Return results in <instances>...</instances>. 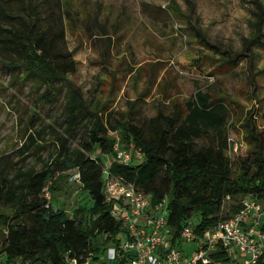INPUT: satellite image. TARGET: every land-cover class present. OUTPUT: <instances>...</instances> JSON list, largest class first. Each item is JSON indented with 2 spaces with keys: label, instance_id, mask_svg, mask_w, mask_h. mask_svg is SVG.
<instances>
[{
  "label": "trees",
  "instance_id": "trees-1",
  "mask_svg": "<svg viewBox=\"0 0 264 264\" xmlns=\"http://www.w3.org/2000/svg\"><path fill=\"white\" fill-rule=\"evenodd\" d=\"M45 2L21 0L15 8L0 2V60L12 76L31 80L34 89L43 86L37 98L48 104L60 93L57 82L67 86L66 126L54 140L55 153L38 169L0 156V264H105L99 256L108 243L119 244L116 236L123 228L114 217V201L103 193V169L149 195L152 204L167 197L173 238L193 217L194 232L202 234L230 217L246 195L264 201V137L250 129L247 152L228 153L229 110L222 98L197 89L187 99L171 100L168 112L158 110L150 116L138 114L135 100L120 115L105 106L88 109L78 88L68 81L75 61L64 42V19L59 16L51 22L44 14ZM65 2L56 0V5ZM259 8L254 12L251 42L258 39L264 22V8ZM201 39L212 47L203 35ZM83 121L87 123L83 139L72 145L68 137L73 140L75 127ZM115 132L123 145L132 144L139 151L140 162L115 160ZM35 146L37 138L29 133L21 155ZM69 170L78 171L81 188L91 200L86 208L75 207L71 215L53 207L46 197L55 178ZM225 200L231 207L223 215ZM210 257L207 264L235 260L221 249ZM123 261L122 257L120 264Z\"/></svg>",
  "mask_w": 264,
  "mask_h": 264
},
{
  "label": "rangeland",
  "instance_id": "rangeland-1",
  "mask_svg": "<svg viewBox=\"0 0 264 264\" xmlns=\"http://www.w3.org/2000/svg\"><path fill=\"white\" fill-rule=\"evenodd\" d=\"M20 1L0 0L10 8ZM45 1L44 14L51 22L64 19V42L75 61L68 81L88 109L105 106L120 115L135 100L138 114L150 116L168 112L171 100L187 99L200 89L228 106V153L247 152L250 129L264 137V22L258 39L250 40L254 12L264 8V0H66L62 7L56 0ZM31 83L12 76L0 60V156L38 169L64 133L67 86L57 82L60 93L48 104L37 98L43 86L34 89ZM86 126L83 121L75 127L73 140L68 137L72 145L83 139ZM29 133L37 146L21 155ZM128 147V163L140 162L142 155L132 144ZM109 159H104L106 167ZM72 173L56 177L47 190L53 207L69 215L91 203L80 183L70 179ZM257 200L264 212V201ZM230 207L225 200L221 213Z\"/></svg>",
  "mask_w": 264,
  "mask_h": 264
},
{
  "label": "built area",
  "instance_id": "built-area-1",
  "mask_svg": "<svg viewBox=\"0 0 264 264\" xmlns=\"http://www.w3.org/2000/svg\"><path fill=\"white\" fill-rule=\"evenodd\" d=\"M113 151L118 162L128 164L132 160L131 148L120 142L118 132L114 133ZM70 179L79 182L78 171L73 170ZM102 180L103 193L114 201L113 214L123 228L116 236L119 244L108 243L101 254L105 264H120L122 257L123 264H207L212 261L210 253L217 249L235 259L231 264H256L259 260L264 264V212L254 196L242 197L230 217L202 234H196V222L187 219L173 238L167 223V197L152 204L149 195L112 178L106 169Z\"/></svg>",
  "mask_w": 264,
  "mask_h": 264
}]
</instances>
